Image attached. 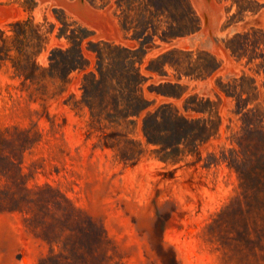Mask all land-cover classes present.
I'll return each instance as SVG.
<instances>
[{"label":"rangeland","instance_id":"374dc122","mask_svg":"<svg viewBox=\"0 0 264 264\" xmlns=\"http://www.w3.org/2000/svg\"><path fill=\"white\" fill-rule=\"evenodd\" d=\"M0 264H264V0H0Z\"/></svg>","mask_w":264,"mask_h":264},{"label":"trees","instance_id":"16d2710c","mask_svg":"<svg viewBox=\"0 0 264 264\" xmlns=\"http://www.w3.org/2000/svg\"><path fill=\"white\" fill-rule=\"evenodd\" d=\"M170 38H172V37H170ZM122 49H123L124 51H127V52L129 51V49H127V48H122ZM81 55H82V53H81ZM139 75H140L141 78H143V76L141 75L140 72H139ZM139 83H141V82H139Z\"/></svg>","mask_w":264,"mask_h":264}]
</instances>
